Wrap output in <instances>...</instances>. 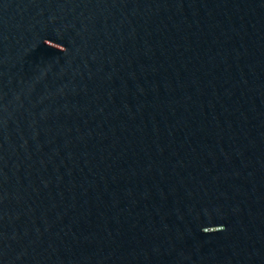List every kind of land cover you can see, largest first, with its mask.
Here are the masks:
<instances>
[{"label": "water", "instance_id": "1", "mask_svg": "<svg viewBox=\"0 0 264 264\" xmlns=\"http://www.w3.org/2000/svg\"><path fill=\"white\" fill-rule=\"evenodd\" d=\"M264 177V0H0V264H181Z\"/></svg>", "mask_w": 264, "mask_h": 264}]
</instances>
